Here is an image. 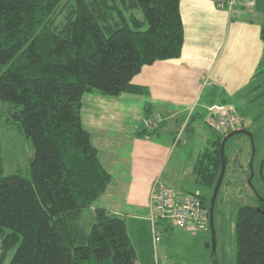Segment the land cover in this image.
I'll return each instance as SVG.
<instances>
[{
  "label": "trees",
  "instance_id": "1",
  "mask_svg": "<svg viewBox=\"0 0 264 264\" xmlns=\"http://www.w3.org/2000/svg\"><path fill=\"white\" fill-rule=\"evenodd\" d=\"M180 2L0 0V102L35 151L30 178L5 175L0 156V264L13 251L9 264H139L125 220L96 207L112 178L83 126V98L148 95L132 81L145 66L181 56ZM251 94L264 97V86ZM152 113L149 104L144 122ZM162 122L151 132L143 123L138 137L154 136ZM209 129L214 137L193 171L196 184L214 193L227 134ZM199 197L209 227L212 199L206 206ZM159 225L163 235L175 228ZM236 235V264H264V200L240 208Z\"/></svg>",
  "mask_w": 264,
  "mask_h": 264
},
{
  "label": "crops",
  "instance_id": "2",
  "mask_svg": "<svg viewBox=\"0 0 264 264\" xmlns=\"http://www.w3.org/2000/svg\"><path fill=\"white\" fill-rule=\"evenodd\" d=\"M216 1L181 0V56L145 66L132 81L148 89V95L125 93L110 98L94 92L83 98L82 123L99 150L104 168L111 175L117 164L119 178H125L122 196L105 197L112 179L96 207L125 220L139 264H156L149 220V198L155 182L172 185L178 198L202 196L199 191L178 192L171 177L167 178L180 143V139L173 140V135L187 133L192 140L199 127L208 128L213 107L236 109L245 121V129L248 122L250 126L257 125L264 118V97L253 101L251 94L264 86V72H260L264 60V0H255L252 10L232 11L219 7ZM149 104L153 117L162 119V128L154 136L139 138ZM211 141H206L208 146ZM126 142L131 150L125 161L116 149ZM184 162L187 163L179 158L177 163ZM195 163L189 168L194 182ZM179 165L173 171L181 172ZM160 251L161 245L159 261Z\"/></svg>",
  "mask_w": 264,
  "mask_h": 264
},
{
  "label": "rangeland",
  "instance_id": "3",
  "mask_svg": "<svg viewBox=\"0 0 264 264\" xmlns=\"http://www.w3.org/2000/svg\"><path fill=\"white\" fill-rule=\"evenodd\" d=\"M62 17L58 20L60 22ZM10 105L0 102V156L4 163L5 175L21 174L30 178V160L35 156L31 140L24 135L20 125L15 121H8ZM248 122L247 135H237L230 139L225 147L226 172L215 203L214 231L216 239L215 262L211 259L213 235L210 226L207 230L192 233L173 228L165 233L159 252L160 264H236L237 235L236 221L241 207H257L264 199V118L257 125ZM199 127V126H198ZM165 126H163V130ZM195 137L190 140L187 133H175L173 140L180 139L179 147L167 172L173 186L178 192H197L206 199V206L210 205L213 197L212 190L196 184L191 177L189 168L195 163L197 156L204 152L208 144L206 141L214 137V133L205 125L199 127ZM179 136V137H178ZM172 137V138H173ZM129 142L116 151L126 159L130 153ZM179 158L187 163L179 165ZM179 165L180 171H173ZM175 173V178L172 175ZM254 173V176L252 174ZM120 171L117 164L111 169L112 184L106 198L122 196L124 179L119 178ZM173 178V179H172ZM167 186V185H166ZM174 191L172 185L169 187ZM174 193V192H173ZM176 193V191H175ZM178 195V194H177ZM92 212L86 211L84 225L92 223ZM89 226L88 231L90 232ZM160 249V248H159ZM15 251L11 252L7 263L11 261Z\"/></svg>",
  "mask_w": 264,
  "mask_h": 264
},
{
  "label": "built area",
  "instance_id": "4",
  "mask_svg": "<svg viewBox=\"0 0 264 264\" xmlns=\"http://www.w3.org/2000/svg\"><path fill=\"white\" fill-rule=\"evenodd\" d=\"M216 3L219 7L228 11H232L235 8L252 10L256 5L255 0H217ZM210 113L211 116L207 120L209 128L223 135L240 130L245 124L238 111L231 107H213L210 109ZM161 121V118H155L144 122V127L151 132L158 127ZM149 207V220L152 224L156 261H158V246L162 241L163 235L162 228L159 225L160 222H168L173 227L184 232L197 233L208 228V211L198 194L178 198L167 186L160 181H156L151 190Z\"/></svg>",
  "mask_w": 264,
  "mask_h": 264
},
{
  "label": "water",
  "instance_id": "5",
  "mask_svg": "<svg viewBox=\"0 0 264 264\" xmlns=\"http://www.w3.org/2000/svg\"><path fill=\"white\" fill-rule=\"evenodd\" d=\"M237 135H247L248 137L252 138V134L247 131L246 129H241L238 131H234L230 134H228L222 144H221V158H222V170H221V174L218 180V183L216 185L215 191L213 193V197H212V201H211V206L209 209V226L211 228L212 231V235H213V245H212V254H211V259L215 262V252H216V239H215V231H214V210H215V203L217 200V196L218 193L220 191L221 185L223 183L224 180V176H225V172H226V159H225V147H226V142L231 139L232 137H235ZM252 176H254V173L252 174ZM264 200V199H262Z\"/></svg>",
  "mask_w": 264,
  "mask_h": 264
}]
</instances>
